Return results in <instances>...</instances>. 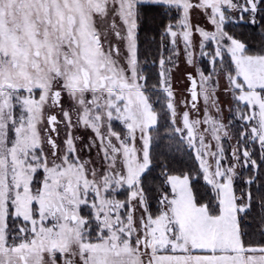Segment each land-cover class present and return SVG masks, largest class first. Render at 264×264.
I'll list each match as a JSON object with an SVG mask.
<instances>
[{
  "label": "snow or ice",
  "instance_id": "snow-or-ice-1",
  "mask_svg": "<svg viewBox=\"0 0 264 264\" xmlns=\"http://www.w3.org/2000/svg\"><path fill=\"white\" fill-rule=\"evenodd\" d=\"M0 264H264V0H0Z\"/></svg>",
  "mask_w": 264,
  "mask_h": 264
}]
</instances>
